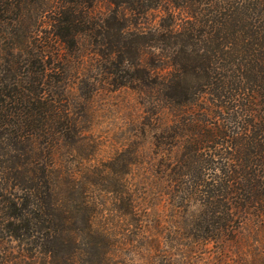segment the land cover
<instances>
[{"label": "trees", "instance_id": "1", "mask_svg": "<svg viewBox=\"0 0 264 264\" xmlns=\"http://www.w3.org/2000/svg\"><path fill=\"white\" fill-rule=\"evenodd\" d=\"M122 91L156 151L132 192L128 151L69 161L93 160L92 104ZM246 222L264 224V0H0V264H192Z\"/></svg>", "mask_w": 264, "mask_h": 264}, {"label": "rangeland", "instance_id": "2", "mask_svg": "<svg viewBox=\"0 0 264 264\" xmlns=\"http://www.w3.org/2000/svg\"><path fill=\"white\" fill-rule=\"evenodd\" d=\"M92 109L89 131L92 141L96 144L93 148V160L81 165L76 162V158H73L74 161L69 159L73 162L71 168L77 172L93 170L96 165L104 168L103 166L107 167L116 154L128 151L131 159L136 161L128 168H124L135 174L131 176L134 180L129 184L132 192L135 189L133 186L137 184L138 175L146 168L150 170V160L156 159V151L150 146V141L142 143V138L137 135L140 129L137 128L140 111L136 97L128 91L103 95L93 102ZM134 154L136 156H133ZM137 193L134 191V194ZM95 196L99 197L97 189L91 192L90 198L94 199ZM101 209L105 210L103 216L111 213V200L106 201ZM120 231L130 234L137 230L122 224ZM189 259L192 264H264V224L246 222L236 241L228 246L225 252L219 250V246L210 244L205 250L191 253Z\"/></svg>", "mask_w": 264, "mask_h": 264}]
</instances>
